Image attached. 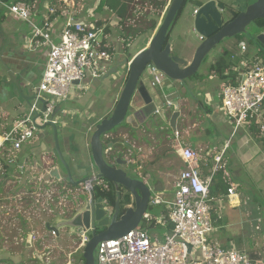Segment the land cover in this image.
I'll use <instances>...</instances> for the list:
<instances>
[{"label":"crops","instance_id":"crops-1","mask_svg":"<svg viewBox=\"0 0 264 264\" xmlns=\"http://www.w3.org/2000/svg\"><path fill=\"white\" fill-rule=\"evenodd\" d=\"M51 1L52 0H35L34 7L31 9L32 22L40 23L43 16L48 13L49 9L55 7L54 4H51ZM85 1L87 0H82L80 3H76L75 0H58L56 2L57 6L55 7V14L52 15L53 39L58 40V36L71 13L82 19H89L91 17L94 24L113 31L111 29L114 27L113 22L106 20L104 17V12L107 11L109 5L104 7L102 13H97V6L100 0H94L93 6L89 3L85 4ZM171 1L172 0H120V8H123L124 4H128L125 5L123 15L120 16L119 14V21H121L120 19H123L124 26H131V28L128 29L127 32H121V29L123 28L122 26V28L120 27L121 29L119 30L118 35L116 30L112 33L109 31L107 35H104L105 42L108 45L111 44L112 46L113 44L116 47L112 53L113 55L115 54L116 60L106 63L103 74L112 68L118 59L127 57V55L123 57L122 45L125 41L130 42L132 39L128 40L126 36L129 38L135 36V39H133L131 41L132 43H129L128 46V53H131V58L134 54L148 46L156 28L162 22ZM206 1L208 0H203L201 5ZM222 1L226 5H230L235 9L242 11L244 10L243 6H247L255 0ZM201 5L196 4L194 10ZM76 9L83 12L78 13ZM226 11L231 15V12L228 9ZM91 14L93 16H91ZM181 19L192 27L193 17L190 16L188 11L185 14L182 13L178 21ZM32 22L15 17L7 8L3 9L0 13V137L8 132L17 120L30 111L31 106L27 99L28 97H34L37 95L38 85L45 70L47 49L36 45L35 42L31 41L33 33ZM154 23H156V28L154 30H146V28L152 27ZM132 27H135L136 29L134 30ZM139 29H143L144 32L138 34ZM173 37H176L175 28H173L170 33V38ZM234 39L224 40L202 63L201 67L204 65L205 72H198V77L200 78H204V74L208 75L211 80L217 81L215 84L211 85V88H215L214 93L216 98L219 99L218 101L215 100V97L210 91H207V98L204 103H201L197 100V97L202 92L190 95L188 94V90L181 86L180 82L171 80L167 78V76L163 78V81L160 84L153 83V78L149 71H147L143 77L150 92L158 97H156L159 106L158 108L162 109L164 105L169 106L166 118L169 119L171 117L173 110L180 111V116L177 122V131L180 136L179 139L181 140V138L184 137L186 140V136L193 135L191 137H193V140L197 145L195 150L203 156L201 161V173L203 177L210 176L211 168L214 164L213 156L221 153L226 144L229 146L223 157L225 170H222L223 172L221 174L223 179L227 181L228 188L234 186L235 192L233 195H230L228 194V189L227 191L217 189L214 192L211 190V195L214 199V209L212 212L213 223L217 220L216 209H218V219H221V209H224L225 207L227 209L228 206L235 210L240 208L243 203L240 190L245 184V175L253 177L255 175V177L257 176V178L262 179V183H260L264 189V147L260 148L259 146V142L264 143L262 137H259L258 142L252 137L254 136L253 133L246 129H241L236 134H233L232 129V133L229 136L227 132L228 130H226L221 124L223 122L230 123L222 109L221 87L223 83L232 81V78L229 77L222 80L216 71L211 69L212 64L219 58V56H221L224 49H231L230 52L233 65L230 69L236 74L237 68L241 66L242 60L245 59L246 62L252 64L256 59L261 57V54L259 53L261 49L260 45L255 44L251 47L245 39L240 42H238L237 39ZM241 42H245L247 45L245 51L240 50L239 43ZM196 46L197 45H194V47H192V43H190L189 53L181 54L180 56H184L190 60L194 54ZM232 47H234V49H232ZM12 76L19 81L20 87L24 90L25 96L20 93L18 86L12 80ZM102 76L100 78H92L91 75H88L82 83L83 87L73 89L71 91V98L58 105L59 111H64L61 118H64L66 124V127L60 130L59 144L61 146L62 154L71 168L75 181L80 179L82 176L81 174L84 173V170L80 169L84 163V159L90 161V138L96 123L112 113L124 85L122 82L116 92L113 86V79L108 78L102 80ZM197 79L199 78H191L188 85L194 80L193 84L195 87H202L203 82ZM33 102L34 100H32V103ZM198 108L200 111L201 109L203 110L201 111V116L207 114L208 118H197L196 116L199 111H197ZM135 112L130 119L131 124H126L120 127V129L125 127L127 132L121 133L119 136L124 137L130 144H132V140H146V138L140 136L141 130L145 131L146 129L149 133L157 135V132L153 131L154 128L142 124L144 115L142 113L137 115ZM187 122L191 125L187 124ZM39 123L41 124V122ZM211 125L216 128L218 134H213L209 131ZM132 126L138 129L136 134L131 132V129H133ZM167 127V122L163 121L158 127L160 129L159 133L166 130ZM261 133L264 137V133ZM167 136L169 137L168 134ZM175 142L176 139L174 132V149ZM187 142H190L191 144L192 141ZM186 146L191 147V145ZM55 147L56 143L51 128L37 130L35 135L25 141L19 149L14 148L11 142H9V145H6V142L0 141V157L4 154L11 156L8 165L9 167L4 166L0 159V168L4 166L7 167L8 170L9 168L11 169L9 176L5 178V190L8 191L9 198L16 204L32 202L29 208L31 207V209H35L37 203H40L43 200L45 204L47 203V196L49 194L53 199L48 201L49 205L46 207V210L49 213H52L53 217L55 212L59 210V205L67 202L68 199L70 200L66 185H71V182L67 178L66 168L60 162ZM249 148H254L255 152L249 155ZM142 150L143 149L138 150V153L135 154L133 159L137 158V161L141 160V163L144 164L143 157L146 159L149 154H146L147 152L143 153ZM231 150L232 152H230L229 159L228 157L225 158L227 152ZM171 152L173 153L174 159L171 156ZM171 152L168 151L162 155H160L159 152H153L154 158L151 160V163L155 162L154 165H157V167L159 166L158 163L163 164L161 166L164 168L159 166L156 169L160 174L166 170L165 175L172 179L168 181L162 179V181L168 182V185H173V181L181 172L171 175L170 170L173 167L172 165H175L177 161L174 152ZM259 157L263 159V164H259V161L256 160ZM156 158L160 159L157 161ZM180 159L181 163H184L181 157ZM145 164H147V161ZM182 166H184V169L185 163ZM54 167L59 168L61 180L52 178L47 184H45L43 180L44 175ZM156 169L154 168V170ZM137 170L139 174H143V171V175L150 177L148 172L142 168L137 167ZM218 172L212 178L211 189L215 182L219 183L221 180L219 177L220 174L217 176ZM151 176L158 175L153 173ZM81 188V186H78L76 190L78 191ZM249 188H251V191L253 189L255 192L253 186ZM161 193L163 192H160V194ZM1 198L3 199L5 197L2 196ZM166 208L167 211L162 210L154 214L147 211L149 218H144L148 219L150 222L148 223V227L155 230L153 234H150L147 230L146 231L152 238H158L160 241H163L165 235L171 230V223L168 218V203ZM243 211L250 223L249 226L242 228L237 235L227 234L224 238H219L217 240L224 244H235L238 248L248 252L253 258L264 261V206H251L244 208ZM48 222L50 223V221L45 222L46 227ZM214 228L215 230L217 229L215 224ZM223 228L226 227L224 226ZM220 230H222V228H220Z\"/></svg>","mask_w":264,"mask_h":264},{"label":"built area","instance_id":"built-area-1","mask_svg":"<svg viewBox=\"0 0 264 264\" xmlns=\"http://www.w3.org/2000/svg\"><path fill=\"white\" fill-rule=\"evenodd\" d=\"M15 17L31 21L32 7L27 0L5 5ZM197 9L194 10V13ZM55 7L49 9L40 23L32 22L31 41L47 49L44 73L38 85L37 98L30 111L17 120L12 128L1 136V142H11L19 149L37 131L33 118L38 112V122L52 120L59 122L58 116L52 117L60 103L71 98L73 89L82 88V83L91 75L100 78L106 63L115 61L105 46L104 27H98L88 19L69 14L58 40L52 37V15ZM91 16H93L91 14ZM81 19V21H78ZM107 44V45H106ZM241 51L247 49L245 42L239 43ZM234 57V56H233ZM154 84H160L166 75L153 63L147 69ZM78 81V83H75ZM45 98V111L38 97ZM222 109L233 127V134L241 129L249 130L254 125L264 133V58L252 64L244 60L237 68L236 81H229L221 87ZM64 112V111H63ZM179 132L175 130V150L185 163L178 177L173 181V198L168 201V218L171 230L164 240L152 238L146 230L132 229L117 239L101 241L96 248L97 264H264L261 259L253 258L248 252L235 244H224L212 239L213 197L212 178L221 169L225 170L221 153L213 156L214 164L210 176L201 173L202 154L189 146H183ZM106 181L97 178L81 183L82 190L90 191L96 186L104 188ZM235 187L228 188L234 194ZM48 201L52 196L48 194ZM47 201V206L49 205ZM160 193L155 194L151 204H160ZM144 218H149L146 213ZM53 234H55L53 232ZM90 233H81L77 248L69 253L67 264H85L83 253ZM76 258V259H74Z\"/></svg>","mask_w":264,"mask_h":264},{"label":"water","instance_id":"water-1","mask_svg":"<svg viewBox=\"0 0 264 264\" xmlns=\"http://www.w3.org/2000/svg\"><path fill=\"white\" fill-rule=\"evenodd\" d=\"M184 2L185 0H172L148 46L134 54L132 58L131 53H128L126 58L117 60L115 65L103 74L102 80L112 78L115 81H120L122 79L124 85L112 113L102 118L94 127L90 138V161L84 159L80 168L84 170V173L81 174L80 179L74 180L71 168L62 154L59 144L60 130L66 127L64 118H61L64 112L57 108L52 114V117L60 118L57 123L47 120L40 124L37 121L41 116L40 112L33 118L37 130L51 128L57 155L66 168L68 180L72 185L74 184V189L66 185L70 200L59 205V210L55 212L52 222L47 223V229L57 235L61 230H67L69 235L78 230L81 233H90V239L83 253L85 264H97L95 252L99 242L120 238L132 229L139 228L149 209L152 197L164 190L163 181L157 179V176L154 178L139 174L136 177L132 176L135 172L133 167L135 162L125 153L124 148L132 150L133 148L124 137H115L113 133L116 127L120 129L123 124H131L130 119L135 111L137 115L139 113L144 115L142 124L146 126L150 127L154 122L155 126L159 127L165 121L169 128L177 129L180 111L173 110L168 119L166 117L169 106L164 105L162 109L158 108L157 96L150 92L143 78L148 71V65L153 63L167 78L187 86L189 80L199 72L204 60L225 39L245 34L247 28L255 20L264 18V0H255L248 4L235 17L227 13L226 4L222 0L206 1L193 14L191 30L194 35L200 38V42L198 44L190 42L192 47L197 46L192 58L188 60L184 56L172 53V45L168 39L169 31ZM257 39L264 45V31L257 35ZM125 66L128 69L123 78V67ZM12 80L18 86L20 93L25 96L19 81L13 76ZM36 98L37 95L28 97L30 106L32 100ZM38 100L42 103L41 112L45 111V98L41 96L38 97ZM132 128L136 129L134 126ZM52 178L61 180L58 167L47 172L43 180L47 184ZM93 178L109 180L114 185L117 192L114 211L110 206L105 205L102 197H96L95 188L90 191H84L82 188L76 190L78 186H81V183L88 182ZM155 181H157L156 184H154ZM121 186L131 193L134 205L128 206L126 211L119 215ZM81 196L83 197L81 198Z\"/></svg>","mask_w":264,"mask_h":264},{"label":"rangeland","instance_id":"rangeland-1","mask_svg":"<svg viewBox=\"0 0 264 264\" xmlns=\"http://www.w3.org/2000/svg\"><path fill=\"white\" fill-rule=\"evenodd\" d=\"M76 3H80L82 0H75ZM88 1V2H87ZM85 1V4L89 3L91 6L94 5V0H87ZM202 3L203 0H191L188 2L186 5L185 9L183 10V13L185 14L187 11L190 14L191 17H193L194 14V6L197 3ZM84 4V3H83ZM128 4V3H127ZM124 4L123 8H120V0H106L105 1V6H108L107 11L104 12V17L106 20H109L113 22V28H111L113 31L116 30L117 35L119 33V30L122 28V24L119 22V14L120 16L123 15L125 11V5ZM244 9L246 6H243ZM78 13H82L83 11L76 9ZM102 10H97V13H102ZM144 15V14H143ZM142 16V15H141ZM91 17L88 19V23H92ZM121 27V28H120ZM175 38H170V42L172 45V53L175 55H181V54H187L190 51L189 44L190 42L194 43H199L200 39L198 36H195L194 33L191 30V26L183 19L178 21L176 23L175 27ZM123 29V28H122ZM121 32H127V29L122 30ZM113 31L110 30V33ZM263 30L258 28L256 25L251 24L247 28V32L243 34V38L249 42V44L254 46L257 44L255 38H257V35ZM237 37V36H236ZM236 37L229 38V39H237ZM234 39V40H235ZM228 40V39H225ZM233 40V41H234ZM132 42L130 41V44ZM124 44V43H123ZM137 44V43H136ZM129 46V44H128ZM126 46V50L124 49L125 46L122 45V52H123V57L128 55L129 48ZM109 47L112 49L114 52L115 46L112 44L109 45ZM234 49V47H232ZM231 51V49H228ZM214 51V50H213ZM212 51V53H213ZM112 52V53H113ZM118 60H122L118 59ZM128 67L125 66L123 67V78L126 76ZM200 73L205 72L204 65L200 68L199 70ZM204 78L196 77L194 76L193 79L199 78L197 80H201L203 82L202 87L199 86H194L192 80L189 85H183L186 90H188V94L193 95L198 92H202L198 97L197 100L199 102H205L207 98V91H210L211 94L215 97V100H219L216 98L215 95V88H211V85L215 84L217 81L216 80H211V78L208 77V75H204ZM122 79L120 81H115L113 80V86L115 88V91L119 89V86L122 83ZM190 82V81H189ZM182 91V90H181ZM187 92V91H183ZM192 97V96H191ZM199 108L197 109V111ZM201 111H203L201 109ZM201 111L199 110L197 113V118L202 119L203 117H207V114L201 116ZM187 124L191 125L189 122ZM222 126L228 130V135L230 136L232 133V125L228 122H223L221 123ZM152 128H154V132H157V135L149 133L148 131L141 130L140 131V136L146 138V140H132V144H134L138 150L143 149L142 152H147L146 159L143 157L144 164L141 163V160L137 161L133 159V162H136L137 166L148 172V174L151 176V174L155 173L157 176V179H163V180H170L172 179L171 177H167L165 175V172H158L156 168L159 166L164 168L162 163H158L157 165H154V163H151L152 158H154L153 152H159L160 155L164 154L165 152H171L173 151L175 154L176 158V164L172 165L173 167L171 168V175L173 174H178L181 169H183L184 166H182L184 163H181V159L176 153V150L174 149V132L175 130H172L171 128H167L163 132H160V129L155 126V123H151ZM209 131L213 134H218V131L214 126H210ZM127 129L124 127L122 129H119V134L121 133H126ZM165 134V135H164ZM169 135V137L167 136ZM186 136L187 141H192L191 144L190 142H187L184 137L181 138V143L183 146L186 145H191L193 149H196L197 145L196 142H194L193 137ZM255 138L257 141L259 137H256L255 135L252 136ZM259 142V141H258ZM260 148L264 147L263 142H259ZM230 152L228 151L225 158L230 157ZM254 148H249L248 154H253ZM159 155V156H160ZM171 156L173 157V153L171 152ZM139 158V157H138ZM1 161L3 162L4 166L9 167V161L11 159V156H8L7 154H4L3 156L0 157ZM157 161L160 158H156ZM259 161V164L262 163V158L256 159ZM147 161V164L145 162ZM156 161V162H157ZM264 162V161H263ZM224 163V162H223ZM143 165V166H142ZM2 166L0 168V264H67L68 259H69V253L68 250H75L78 246V242L80 241L81 238V232L78 230L72 235H69L67 230H61V233L59 235L53 234V232L49 229H46L45 222L50 221V223L53 220V215L52 213H49L46 210L47 204H45L44 200L41 201L40 203L36 204L35 209L29 208V206L32 204V202H25L24 204H16L13 200H11L8 196V191L5 190V178L9 176L10 168L9 170L7 167ZM154 168L156 170H154ZM169 171V170H168ZM144 174V172L142 171ZM254 175V174H253ZM145 176V175H144ZM156 177V176H155ZM174 178V177H173ZM244 181L245 184L243 188L240 190V194H242V199L243 203L238 208L237 210L230 208L226 209H221V219H218L219 214H218V209H216V216L217 220L215 221V227L217 229L212 233V239L217 240L219 238H224L227 236V234H233L237 235L240 233L242 228L248 227L249 226V221L247 220V217L245 216V212L243 211L244 208L251 207V206H256V205H263L264 206V189L263 186L261 185L262 179L257 178V176H244ZM261 182V183H260ZM163 186H165L163 193L160 194L162 203L160 204H150L148 212L149 213H157L159 211H167V203L168 200H171L173 197V188L171 187L172 185H168V182L164 181ZM254 188L255 192L251 191L252 187ZM5 198H1V197ZM8 197V198H7ZM83 196H81L82 198ZM226 205V204H225ZM166 208V209H165ZM38 223V225H37ZM145 223V220L142 221L141 225ZM147 223H150L147 221ZM140 225V228H141ZM144 226V225H143ZM226 228H223V227ZM147 231H149L150 234H153L155 230L152 228L148 227L147 225L144 226ZM222 228V230H220ZM215 232V233H214ZM73 252V251H71ZM70 252V253H71ZM96 255V252H95ZM76 259V258H74ZM85 261V260H84Z\"/></svg>","mask_w":264,"mask_h":264},{"label":"trees","instance_id":"trees-1","mask_svg":"<svg viewBox=\"0 0 264 264\" xmlns=\"http://www.w3.org/2000/svg\"><path fill=\"white\" fill-rule=\"evenodd\" d=\"M19 0H0V13L3 11V9H5L6 8V6L5 5H9V4H12V3H16V2H18ZM58 0H52L51 1V4H54L55 5V7L57 6L56 5V2H57ZM105 1L106 0H100L99 1V4H98V6H97V10H102L104 7H105ZM189 1H191V0H185V2H184V5H183V7H182V9L178 12V15L176 16V19H175V21H174V23H173V25H172V27H171V29H170V31H169V34H168V39L170 38V33H171V31H172V29H173V27L176 25V23L178 22V20H179V18L181 17V15H182V13H183V10L185 9V7H186V5L188 4V2ZM27 2L31 5V7H34V2H35V0H27ZM62 3L64 4V2L62 1ZM197 5H201V3H197ZM226 8L231 12V15L233 16V17H235V16H237L238 14H239V10H237V9H235L234 7H232V6H230V5H226ZM121 21H120V23L122 24V26H123V29H130L131 28V26H124V20L123 19H120ZM123 20V21H122ZM252 24H254V25H256L258 28H260L261 30H264V18H260V19H257V20H255ZM98 27H100V25H97ZM134 30L136 29L135 27H132ZM156 28V23H154L153 25H152V27H150V28H146V30L148 29H155ZM109 29H104V35H107L108 33H109ZM142 32H144V30L143 29H139L138 30V34H141ZM135 36H133L132 38H129L128 36H126V38H128V40H133V39H135L134 38ZM237 41L238 42H240V41H242V40H244V38H243V34H240V35H237ZM131 40V41H132ZM255 40L257 41L256 43L258 44V45H260V54H261V57H263L264 58V46H262V44L259 42V40L257 39V38H255ZM248 42V41H247ZM130 42L129 41H125L124 42V44H123V46H125V50H126V46H128V44H129ZM249 43V42H248ZM105 49H107L109 52H113L112 51V49L111 48H107L106 46H105ZM233 61H232V59H231V52L229 51V50H226V49H224V51H223V53L221 54V56H219V58L212 64V66H211V69L213 70V71H216V73L219 75V77L222 79V80H225V79H227V78H229V77H231L232 79V81H236V77H237V73L235 74V72L233 73L232 71H231V67H232V65H233V63H232ZM228 69H230V70H228ZM228 71V72H227ZM196 77H198L199 76V73H197L196 75H195ZM123 125H125V124H123ZM168 128V127H167ZM117 129H119V127H116L114 130H113V133H114V135H115V132L117 131ZM169 129V128H168ZM249 131L251 132V133H253V135H255L256 137H262V140L264 141V137L261 135L262 133H261V131L256 127V126H252L251 127V129H249ZM6 145H9V142H6ZM223 169H221L219 172H218V174H217V176L219 175V177L221 178V180H220V182L219 183H216L215 182V184H213V186H212V192H214V191H216L217 189H220V190H226L227 191V189H228V183H227V181H225L224 179H223V176H222V171ZM109 183H110V188L109 189H104V190H102V188L100 187V186H96L95 187V192H96V196L98 197H102V198H104V199H107V202H108V204L109 205H111L112 207H114L115 205H116V201H117V193H116V190H115V187L113 186V184H112V182H110L109 181ZM72 185V184H71ZM70 185V187H72V188H74V186L72 185L71 186ZM216 186H217V188H216ZM122 191V190H121ZM121 198H120V206L122 207V211L124 212V211H126V209H127V205H129L130 203H131V199H130V196H129V194L127 193V194H125V195H123V193L121 192ZM145 220V223L143 224L144 226L145 225H149L148 223H147V221L149 222V220L148 219H144ZM37 225H38V223H37ZM143 225H141V229H143V230H146V228L143 226ZM46 229H47V227H46ZM71 251H73V250H68V253L69 252H71Z\"/></svg>","mask_w":264,"mask_h":264},{"label":"flooded vegetation","instance_id":"flooded-vegetation-1","mask_svg":"<svg viewBox=\"0 0 264 264\" xmlns=\"http://www.w3.org/2000/svg\"><path fill=\"white\" fill-rule=\"evenodd\" d=\"M121 127V126H120ZM138 131V129H131V132L133 133V134H136V132ZM119 132V129H117V131L115 132V137H117V136H119L118 133ZM131 146H132V148H133V150L132 149H128V148H124V150H125V153L126 154H128L129 155V158L133 161V157L135 156V154L136 153H138V148H136L135 147V145L133 144H131ZM135 150V151H134ZM127 155V156H128ZM133 167H134V170H135V172L132 174V176H138V174H139V172H138V170H137V164H136V162L134 163V165H133ZM139 175H143V174H139ZM144 176V175H143ZM151 178H154V176H151ZM156 182L157 181H155V183L154 184H156ZM106 184V186H104V188H102V190H104V189H109L110 188V183H109V180H106V182H105ZM114 186V185H113ZM122 190V191H121ZM120 192H122L123 193V195H125V194H129V196H130V199H131V203L129 204V205H127V207L128 206H131V205H134L133 203H132V197H131V193L125 188V187H123V186H121L120 187ZM117 193V192H116ZM95 195H96V192H95ZM122 196V195H121ZM120 196V197H121ZM97 197V196H96ZM97 198H99V196L97 197ZM104 199V198H103ZM104 201V203H105V205H107V206H110L111 207V209H112V211H114L115 210V206L114 207H112L111 205H109L108 204V202H107V199H104L103 200ZM125 212V211H124ZM123 211H122V207L120 206V212H119V215H121L122 213H124ZM61 232V231H60Z\"/></svg>","mask_w":264,"mask_h":264},{"label":"bare ground","instance_id":"bare-ground-1","mask_svg":"<svg viewBox=\"0 0 264 264\" xmlns=\"http://www.w3.org/2000/svg\"><path fill=\"white\" fill-rule=\"evenodd\" d=\"M2 140V138L0 137V141Z\"/></svg>","mask_w":264,"mask_h":264}]
</instances>
